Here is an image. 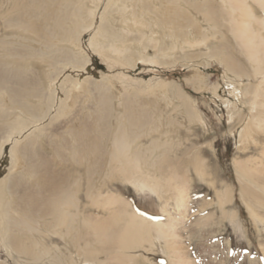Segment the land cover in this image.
I'll return each instance as SVG.
<instances>
[{"label": "rangeland", "instance_id": "obj_1", "mask_svg": "<svg viewBox=\"0 0 264 264\" xmlns=\"http://www.w3.org/2000/svg\"><path fill=\"white\" fill-rule=\"evenodd\" d=\"M8 1L0 0V69L23 74L32 90L25 100L41 103L49 95L51 82L47 73L55 71L47 61L53 59L26 57L27 52L33 51L27 44L43 47L34 42L37 36L32 32H19L18 42L6 46L5 41L14 39L9 35L14 29H7L2 21V10L9 8L13 0ZM93 1L86 0V5L92 7ZM136 1L127 3L122 14L128 21L123 24L120 11L111 9L110 0H101L93 27L79 37V48L62 43L89 57L84 72L86 79L82 87L72 90L61 115L53 119L56 111L53 107L36 128L40 133L34 136L29 156L33 161H43L37 177L29 179L21 163L23 160L12 174L13 177L18 175L14 179H21L25 188L39 195L46 194L39 188L46 171L56 174L55 179L60 182L68 180L77 190V203L76 208L69 205L67 211H78V214L71 221L56 223L51 216L38 212L36 216L46 218L38 219V231L32 235L40 240L39 248L48 250L42 261L32 262L30 257L11 251L0 241V264H73L68 263V254L77 259L75 254L79 249L91 251L94 256L86 262L80 261V257L74 261L76 264H264V191L260 188L261 183L264 185V105L260 104L264 96L254 98L257 103L254 107L249 104L251 86L259 83L254 67H261L264 73V49H260L258 56L254 55L257 60H253L255 45L250 49L245 44L251 30L264 41V23L258 22L264 18L263 8L255 0H243V4L238 0H179L183 7L180 14L175 15L174 21L167 19L162 23L163 8L166 5L171 12L172 0H141L143 4ZM44 3L49 2L44 0ZM132 4L137 13L133 12ZM116 6L114 4V8ZM132 13L139 21H148L146 27L139 30L140 25L133 23ZM140 13H144L142 17ZM107 17L112 19L109 23L115 30L128 37L115 46L121 48L126 44V48L134 52L129 62L123 58L126 52H111L107 48L98 52L88 43L94 35L97 40L105 41L96 29L100 20H108ZM243 21L248 23L249 32L239 31ZM138 30L145 33L143 38ZM5 47L12 53L18 50L24 54L23 60H13L9 54L3 58ZM53 54L56 52L50 56ZM63 68L61 78L72 74L71 67ZM103 77L109 80L106 86L94 83ZM230 87L236 88V95ZM130 113L144 118L141 122L146 121L139 129H142L141 136L132 143L133 149L139 146L146 151L145 159L139 161V169L132 174L137 178L146 176L144 186L137 184L132 176L127 178L132 173V161L122 157L110 159L105 152L106 147L112 148L109 135L112 126L115 129L121 122L127 131H137L128 123ZM252 113L259 116L250 118ZM68 120L74 123L82 120L83 126L96 121L85 137L88 151L79 163L69 156L71 152L67 148L75 137L62 131ZM244 125L249 128L240 138ZM2 131L0 125V135ZM55 146L60 155H55ZM10 153L6 144L0 155V183L9 175ZM160 161L171 165L163 164L158 171L156 164ZM174 163L178 166L176 174L172 175ZM246 171L253 175L252 179ZM154 177L159 179L156 184L159 193L150 187ZM42 182L46 186L44 180ZM248 185L258 190L263 205L242 193ZM111 199L117 200L115 204ZM130 213L145 217L151 224L162 221L165 237L162 238V233L158 236L155 227L146 231L127 226L124 219ZM95 226L101 228L99 232ZM127 229H135L139 235L132 237L124 232ZM122 235L132 243L123 249L116 243ZM109 236L112 239L107 240ZM95 253L100 255L101 261H97ZM114 253L127 254V257L114 258ZM57 255L60 260L53 263L52 256Z\"/></svg>", "mask_w": 264, "mask_h": 264}, {"label": "bare ground", "instance_id": "obj_2", "mask_svg": "<svg viewBox=\"0 0 264 264\" xmlns=\"http://www.w3.org/2000/svg\"><path fill=\"white\" fill-rule=\"evenodd\" d=\"M129 1L133 2V0H110L111 6H112L111 9L113 11L114 9H116L121 12V13L119 12L118 14L122 15L121 18H122L123 24H124V21H128L127 18L124 17L122 13L128 7L127 3ZM137 1L135 3H137ZM43 2L44 0H13L11 1L12 4L10 6L8 5L9 8L7 7V9L4 11L2 10V21H3L4 26L8 27L7 29L9 28L14 29V31L9 34L12 38H14L13 41L6 42L4 39L6 46L9 43L18 42V40L21 38L19 32L21 33L22 31L32 32L33 34L37 36V39H35L34 42L40 44L41 46L43 45L44 48L43 47L34 48L30 44H27V46L32 47L34 52L33 51L27 52V54H25L26 57L28 58L30 56H36L38 58H42V57L44 58V56H47L49 58L52 57L50 58V60L51 59L53 60L47 61V62L50 66V69L55 71V73H52V72L47 73L48 81L49 83L51 82L50 87H49V90H50L49 95L46 96V98L43 99L41 103L35 104V103H31L32 100L30 102L25 100L26 95L27 94L29 95L32 93L30 83L26 79V77L23 74L22 75L19 74L20 72L17 74L16 72L14 74L12 73L10 74V72L7 71L8 69L5 70L4 72L3 70L0 69L3 72L0 75V125L3 129L2 131L3 135H0L2 136V141L0 142L1 143L0 144V155L3 152L4 146L8 144L10 151H11L10 154L12 157V164L9 167L10 169L9 175H7L6 179L1 181L0 183V241H2V244L6 248L10 249L11 251L22 253L30 257L32 259V262L34 260L42 261V257L48 252V250L38 247V245H41V242L37 237L32 235V232L38 231V228H37L38 219L42 217L46 218V216H51L55 220L56 223H61L66 220L71 221L72 219H74V216L78 214V211L71 213L69 212V210L67 211V207L69 205H73L74 208H76L77 198L75 197V194L77 190L71 187L70 186L71 184L67 183L68 180L63 179V181L60 182L58 179H55L56 174L54 175L50 171H46L45 172L46 176L44 175V177L41 178L46 183V186L43 185V182H42L43 180H41L40 187H39L40 189L43 188L42 190H44L46 194L45 193L41 195H39L38 193L34 194L32 190L30 191L28 188H25L24 182L22 183L21 179L20 180L14 179V178H17L18 175L16 177H13L14 175L12 174V171L15 168H17L16 165L23 160L21 163H24L23 168L27 171L29 175V179H31L30 177H37V174L40 172V166L43 161L40 159H39L40 161H33L32 156H29L32 153V152L30 153L29 151H33L31 147H32V144L34 143V136H38L40 133L39 131H36V128H38L40 123L45 118L48 117V114H50L49 112L54 109L53 107L56 108V111L54 112L55 114L54 113L53 115L51 114L52 118L54 119L56 116L61 115L64 107L67 104V99L70 97L69 95H71L72 90L82 87L81 85H83V82L86 79L85 78L86 76H84V72H85V69L89 65V57L81 53L82 51H76L74 49L79 48V37L82 34V32L90 30L93 27L94 21H95V15L97 13L98 6L101 0L93 1L94 4L92 5V7H88L86 5V0H48L49 3H46V4L45 3L43 4ZM117 2H119L120 4H118ZM172 2H174V5L172 6L171 12L168 11L167 8H165L166 5L163 8L165 15L161 19L162 23H166L167 19L169 20L172 19V21H174L175 15L176 16L179 15L181 12V8H183V7H180L178 3L179 0H175V1L172 0ZM238 2L243 4V0H238ZM255 2H258V5H260L264 11V0H255ZM143 3L144 2H142L141 4ZM229 3L234 4L231 2ZM89 4L91 5V3ZM114 4L115 5L117 4L115 8H114ZM131 7L134 12L135 9H134L133 4ZM136 7H137V4H136ZM157 7L159 8V6ZM146 10H148V8ZM141 12L143 11L141 10ZM162 12L160 13L161 15H162ZM134 13H137V12H134ZM134 13H132L133 23L140 25L139 30H141L144 25H147L146 23L148 21L147 20H146L147 22L144 21L146 23L141 22V19L139 21L137 19L138 17L136 18ZM143 14H141L140 16L142 17ZM111 16L112 18H114L113 15ZM249 16H252V15H250L249 13ZM110 19L108 18L109 20L108 21L107 19L102 18V20H100V23L97 25V29H96V32L98 33V35L100 37H103L105 41L97 40L94 37L95 36L94 35L89 38L88 43L95 51H98V52L100 51L102 52V50L105 48H107V50L110 49L111 52L113 51L126 52L127 54L124 55L123 58L125 61L129 62L131 58H133L131 57V55L134 52L131 50L129 51V49L126 48V44H125V47H121V48L116 47L117 45L115 46V43L117 42L124 43L128 37L126 36L127 37L126 38L125 35L123 36L121 32L115 30L109 23L112 20ZM169 22L170 21H168V23ZM258 22L263 24L264 18L258 19ZM247 24L248 23L246 21H243V24H239L240 26V28L238 27L239 31L243 33H246V31L249 32L250 31L248 27L249 25ZM148 27H150V25ZM139 30L138 32H140ZM138 32L137 33L135 32V33L138 34ZM151 32L152 31L149 30V34H151ZM152 34H155V32L153 31ZM144 35L145 33L141 34V37L143 38ZM138 36L140 35L138 34ZM63 42L68 43V44H73L75 48L73 47L72 49H70L68 46H63L62 44ZM57 43L62 44V46H60ZM249 43H254V44L251 45ZM127 44L129 45V42H127ZM245 44H247V46H249L250 49H252L253 45H255L254 48L256 50H255V53L254 52L252 53L253 55L252 59L257 60L254 55H257L256 53H259L260 49H264V41L263 39H261V36L256 35V33H253L251 30L248 38L246 39ZM119 45L120 44H118V46ZM14 50H16V47L14 48ZM17 51H15V53L14 52L12 53L11 51H8L5 47L6 53L4 54L3 51L1 52H3L4 54L3 58H5L7 54H9L12 56L13 60L14 58H22L23 60L25 55L24 54L21 55L20 52H17ZM53 51H55L56 54L55 55L53 54L54 56H50V54ZM250 53H251V50H250ZM59 65H61L62 67H59ZM64 66L71 67L72 74L68 77L66 76V78H63V77L61 78L60 73H62V71L64 70L63 68ZM0 68H2L1 65H0ZM69 71L71 70L69 69ZM254 71H256L255 78L259 79L258 81L259 83H256L251 86L250 95L252 96V98L249 100V104L252 107H254V105L257 104L254 98L258 97L259 95L260 97L264 96V76H263L264 73H262L263 69L261 67L255 66ZM186 82H189V81H186ZM94 83L99 85L100 87L101 84L103 86L105 84H108L109 80L103 77L101 80L95 81ZM103 86L102 88H104ZM231 89H232L231 92L233 94L235 93L234 95H236V88L233 87ZM246 93H247V90H246ZM102 97H104V95H102ZM104 100L105 99H103V101ZM105 101H107V99ZM260 104L264 105V102H261ZM257 116L259 115L258 114L255 115L252 113L250 118H257ZM141 118L136 117L135 115L131 113L128 114L129 125L131 127H135L137 131H134L133 129L130 130L131 132L127 131L126 130L127 128H125L124 127L125 125L123 126L121 122L116 125L115 129L112 126L111 127L112 132H110L109 134L112 137L111 138L112 148L108 150L106 149L107 148L106 147L105 152H107L108 155H110V159L122 157L123 159H126V161H132L133 166H130V171L132 168V173L130 172L127 178H130L132 176L131 178H133L137 184L144 186L147 183V182L145 183L146 176H141L142 178H137L133 176L135 174L134 171L139 169V165H140L139 161H141L142 159L143 160L145 159L143 156L145 155L144 152H146V151H142L143 148L142 149L138 148L139 146L136 147L135 149L132 148V143L136 141V137L142 131V129L141 130L139 129L142 128V126H144V125H141V123L142 124L146 123L145 120H144L145 121L144 123L141 122V120L144 119V118L143 119ZM73 121L68 120V123H66L64 128H62V131L65 130L66 133H68L71 137L72 136L75 137V139L72 137L73 142L71 143L73 144H69L67 148H69V151L71 152V155L69 156L72 157L74 161L79 163L80 160H83L85 156L84 155L85 152L88 151L87 143H85L86 142L85 137H87L89 132L95 127L96 121L92 123L86 122L85 126L81 124L82 120L80 121L77 120V122L75 123ZM69 122H72V123H69ZM48 124H51V121ZM248 128H249V125H244L241 128V131L239 134L240 138L242 136H245L244 134L247 133ZM143 134L144 133H142V135ZM60 141L63 143L64 139H61ZM29 146L30 148H28ZM54 152H55V155H60L59 149L56 146L54 147ZM144 163L146 164L147 162L144 161ZM163 164L171 165V163L169 162L166 163V162L160 161L158 162V164H156L157 165L156 168L158 171L161 170ZM152 165L154 166V164ZM174 165H175V168L172 169L173 171V173H171L172 175L176 174V170H177L176 169L177 164L174 163ZM60 166L61 165L59 164V167ZM70 167L71 166L69 165V168ZM246 173H248L250 179L253 178V175L249 171H246L245 174ZM158 181L159 179H157V177H154V179H152L151 181L152 183L150 186L156 192L160 190V189L157 190L156 188V184H158L157 183ZM35 183L36 185H39V182H35ZM75 183L76 182H74L73 184ZM18 187L21 188L20 191L18 190ZM158 188H159V185H158ZM260 188L264 191V185H262V183L260 185ZM140 189H141V186H140ZM257 191H255L253 186L248 185L243 188L242 193L249 195V197H252L254 199L253 201H256L260 205H263V202L261 201V198L258 196L259 193L257 194ZM91 192L92 191H90L89 193ZM111 200H109V204H110V201L111 203H113L115 199H111ZM38 212H44L46 216H43V215H41V217L36 216ZM126 215L127 217L124 220H126L127 226H130L131 228H142V229L145 228L146 231L149 227L151 228L155 227L157 235L160 236L162 233V238L165 237L166 229L162 228L164 227V225L162 224V221H156L155 223L151 224V223L146 222L145 217L143 216L135 215L134 213H130V215L128 214ZM49 227H51V223ZM95 228L98 232L101 229L100 227H97V226H95L94 229ZM134 230L135 229L133 230L127 229L124 232H126V234L128 235H132V237H136L134 235H139V232L134 231ZM75 234H77V231L75 232ZM103 234L106 235L109 233H103ZM124 237L125 236L122 235L118 237L116 241L117 245L119 247H122L121 249H123V247H127L132 244L131 241L127 240L128 238L125 239ZM110 239L112 238L109 236L107 240H110ZM174 248L175 247H173V249ZM175 251L176 250H174V252ZM119 253H114V258H119L121 256L123 258L127 257V254H119ZM95 254H96L95 255L96 258L98 259L97 261H101L102 258L100 257V255L98 253H95ZM75 255L77 256V259H74V255L68 254V257H67L69 260L68 263L72 262L73 264H76L75 262L80 260L79 259L80 257H82L80 261L86 262L87 260H89V257L93 258L94 256L91 253V251L87 252V250L83 251L81 249L77 250V253ZM52 257L51 258H52L53 263L57 262L56 260H60L58 255L52 256ZM68 260H65V261H68Z\"/></svg>", "mask_w": 264, "mask_h": 264}]
</instances>
